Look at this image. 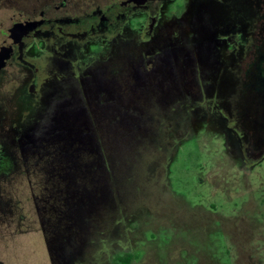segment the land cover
Returning a JSON list of instances; mask_svg holds the SVG:
<instances>
[{
  "label": "rangeland",
  "instance_id": "1",
  "mask_svg": "<svg viewBox=\"0 0 264 264\" xmlns=\"http://www.w3.org/2000/svg\"><path fill=\"white\" fill-rule=\"evenodd\" d=\"M185 6L148 47L159 52L147 71L127 45L137 96L97 85L76 98L53 84L15 131L20 107L0 103V264H113L126 253L131 264H264V155H241L253 134L234 122L249 61L224 52L226 32L254 17L240 0ZM225 88L221 113L210 94Z\"/></svg>",
  "mask_w": 264,
  "mask_h": 264
},
{
  "label": "flooded vegetation",
  "instance_id": "2",
  "mask_svg": "<svg viewBox=\"0 0 264 264\" xmlns=\"http://www.w3.org/2000/svg\"><path fill=\"white\" fill-rule=\"evenodd\" d=\"M186 1L0 0V103L5 104V111L11 114L10 109L20 107L19 122H12L13 131L35 111L39 97L53 84L71 89L75 97L79 87L86 93L97 85L101 89L103 85L108 89H125L127 94L137 96L143 82L137 79L136 70L128 73L130 61L124 60L128 56L129 59L137 57L134 53L126 54L128 46H133V50L146 58L135 60L137 65L133 67L147 71L146 61L154 63L157 58L153 54L159 52L150 51L148 47L163 27L170 32L171 22L179 21L185 14ZM240 1L251 10L254 20L226 32L224 52L249 61L243 68L247 69L244 71L248 76L245 91L249 97L236 110L234 120L238 128L246 123L253 134L249 137L251 153H245L240 145L238 148L246 158L264 155V0ZM166 39L168 47H173V40ZM131 74L135 76L130 77ZM99 78L101 85L97 84ZM135 82L137 86L133 85ZM130 87L137 90L132 91ZM226 91L225 88L218 94L215 91L210 94L223 103L221 113L231 106L226 101ZM235 93L236 89L231 91V99ZM57 100V105L62 107L68 102L63 94H59ZM155 104L151 97L149 106ZM174 104L170 101L166 107ZM234 131L230 128L225 132L230 145V132ZM1 147L0 143V156ZM252 160L245 162L249 165L248 171H251Z\"/></svg>",
  "mask_w": 264,
  "mask_h": 264
},
{
  "label": "trees",
  "instance_id": "3",
  "mask_svg": "<svg viewBox=\"0 0 264 264\" xmlns=\"http://www.w3.org/2000/svg\"><path fill=\"white\" fill-rule=\"evenodd\" d=\"M133 261L130 254L117 255L113 264H131Z\"/></svg>",
  "mask_w": 264,
  "mask_h": 264
}]
</instances>
